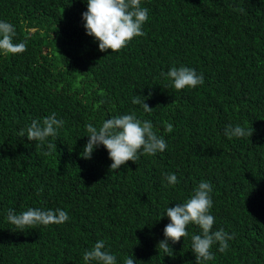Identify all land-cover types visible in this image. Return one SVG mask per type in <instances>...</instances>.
Here are the masks:
<instances>
[{"label":"trees","instance_id":"16d2710c","mask_svg":"<svg viewBox=\"0 0 264 264\" xmlns=\"http://www.w3.org/2000/svg\"><path fill=\"white\" fill-rule=\"evenodd\" d=\"M144 36L119 52L86 35L87 0H0V21L16 28L23 53L0 54V264H85L104 240L117 264H196L191 236L173 257L158 243L167 208L212 184L213 231L233 235L226 253L204 264H264V0H141ZM181 65L204 83L176 90L161 73ZM149 93L151 95H149ZM148 97L145 112L132 103ZM52 113L64 124L41 145L18 137ZM135 114L168 147L111 170L103 145L84 159L86 126ZM172 132H165L167 124ZM228 125L254 129L229 139ZM53 143L56 148L48 149ZM166 173L179 183L168 186ZM28 208L62 209L63 224L23 232L7 221ZM163 215V216H162ZM92 264H96L95 261Z\"/></svg>","mask_w":264,"mask_h":264},{"label":"clouds","instance_id":"9594fccd","mask_svg":"<svg viewBox=\"0 0 264 264\" xmlns=\"http://www.w3.org/2000/svg\"><path fill=\"white\" fill-rule=\"evenodd\" d=\"M149 10L141 6V0H87V11L82 13L86 35L92 36L98 41V49L101 52L111 50L119 52L135 37L144 36L142 30L144 23L148 20ZM16 28L13 24L0 21V54L23 53L27 49V40L14 43ZM172 81L176 90L185 87L195 88L204 83L202 74L189 67H171L167 73H161ZM149 95H151L149 93ZM148 97L136 95L132 103L141 105L145 112H151L144 101ZM64 121L57 119L56 114L45 117L41 122L33 120L27 129H21L18 137H27L29 141H39L41 146L48 137H55L58 129L62 128ZM88 141L83 148L84 159H90L94 149L103 145L112 161L111 170H118L127 161L136 162L140 155H155L163 152L168 147L162 136H158L153 130L150 120L141 121L135 114H125L106 119L102 126L97 128L92 124L86 126ZM173 126L167 124L165 132H172ZM254 129L236 125H228L224 135L229 139L233 137H250ZM49 150L56 148L53 143H48ZM165 179L168 186L179 183L174 173H166ZM213 186L207 181H202L189 199L184 203H178L174 207H168L166 215L169 223L163 229L164 239L158 243L165 255L173 257V244L181 238L189 235L188 225L194 224L201 229L200 234L191 236V250L195 255L196 264L214 260L215 256L211 251L214 244H218V251L226 253L229 250V241L234 236L225 232L223 228L213 231L215 217L210 214L213 206L211 192ZM163 216V215H162ZM69 220L68 213L62 209L42 210L39 208H28L26 211L16 214L15 210L9 209L7 221L23 232L26 228H33L37 225L48 226L50 224H63ZM85 264H117L116 256L106 250L104 240H98L90 250L83 253ZM123 264H134L133 256L126 257Z\"/></svg>","mask_w":264,"mask_h":264}]
</instances>
